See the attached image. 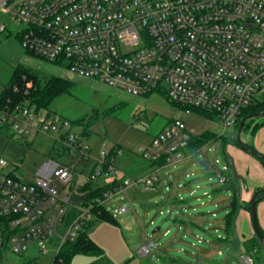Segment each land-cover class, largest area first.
Segmentation results:
<instances>
[{
  "label": "built area",
  "instance_id": "obj_1",
  "mask_svg": "<svg viewBox=\"0 0 264 264\" xmlns=\"http://www.w3.org/2000/svg\"><path fill=\"white\" fill-rule=\"evenodd\" d=\"M0 10L18 26L27 51L134 96L163 94L185 113L212 112L223 132L264 101V0H0ZM0 125L14 139L53 135L60 157L75 151L71 162L45 161L33 181L7 170L10 161L0 154V264H9L10 255L20 264H43L40 256L51 247L55 254L47 264L61 263L62 247L78 239L108 200L128 196L133 185L150 190L158 170L210 143L190 149L194 127L175 117L139 149L152 166L147 174L128 176L116 164L120 149L103 148L76 190L61 195L59 184L68 185L79 163L90 160L86 137L69 119L28 103H0ZM228 180L219 178L221 184ZM89 181L94 189L108 188L73 202L70 195L83 193ZM31 244L36 255H29ZM155 246L145 243L142 254ZM241 262L255 264L244 254Z\"/></svg>",
  "mask_w": 264,
  "mask_h": 264
},
{
  "label": "rangeland",
  "instance_id": "obj_2",
  "mask_svg": "<svg viewBox=\"0 0 264 264\" xmlns=\"http://www.w3.org/2000/svg\"><path fill=\"white\" fill-rule=\"evenodd\" d=\"M1 23L8 24L9 30H0V91L9 83L18 64L57 74L76 83L75 92L61 98L52 107V112L72 121L84 119V122L74 126V130L82 134L86 125L89 128L90 136L84 142L90 146V160L88 163H79L68 185L59 184L61 195L76 190V183L83 181L91 172L94 159L103 148L116 146L120 149L116 154V164L123 170L132 171L131 168L140 165L150 167V161L139 149L149 145L175 117L185 120L202 137L206 132L222 136V139H210V143L193 153L192 157L158 170L159 182L150 190L132 186L129 197L121 193L106 203V208L111 213H116L120 225L98 220L90 234L104 247L112 264H241L242 254L251 256L255 264H264V248L259 249L250 214L253 194L264 188V184H254L258 181L257 176L252 178L247 172L249 169L252 171V160L247 157H259L239 146L238 126H229L223 132L222 121L213 116L212 112L185 113L163 94L134 96L111 88L99 80L80 77L64 62H51L27 51L17 32L18 26L3 10H0ZM263 119L264 117L255 118L249 122V126L241 133L243 142H247L252 132L251 125ZM9 135L0 134V154L10 161L7 170H12L25 181H33L41 165L49 159L57 160L59 157L63 163L74 160L73 150L63 157L58 155L54 149L53 135L39 133L23 140L12 139ZM230 157L234 158L239 174L245 177L248 189L242 180L234 177L231 166L230 170L224 169L229 165ZM222 175L229 178L225 184L219 182ZM233 185L238 196V205L233 214V229L239 244L237 247L231 241L221 244L220 255L218 247L210 242L216 241L218 233L224 238L227 236L221 227L231 211L230 204L235 191ZM254 189L256 190L253 192ZM245 194L249 196L244 200ZM124 203L126 209L116 212ZM256 212L258 222L264 229V196L258 201ZM191 216L201 226L195 227L193 234L186 235L187 227L183 225V220L188 221ZM240 217L242 228L239 231ZM157 227L160 229L157 230ZM149 241L156 242V246L151 248L150 253L143 255L140 251ZM166 246L176 247L175 251L171 249V253L167 255L164 252ZM209 252H213V255H208ZM37 253L35 245L31 244L29 255ZM54 254L55 249L51 247L41 254L40 261L47 264L53 260ZM20 260L17 255H10L9 264H20ZM90 260L89 255L77 253L71 264H88Z\"/></svg>",
  "mask_w": 264,
  "mask_h": 264
},
{
  "label": "trees",
  "instance_id": "obj_3",
  "mask_svg": "<svg viewBox=\"0 0 264 264\" xmlns=\"http://www.w3.org/2000/svg\"><path fill=\"white\" fill-rule=\"evenodd\" d=\"M75 89H76V83L68 78L53 73H47L39 69L27 67L23 64H18L14 69L13 75L9 83L5 85L4 88L0 91V103L8 102V101L12 103H28L29 105H34L37 109H44L47 110L48 112H52V107L58 101H60L61 98L71 96L75 92ZM172 103L176 104L179 108H184L175 102ZM263 110H264V101L258 102L256 104L251 105L248 109L244 110L242 113V117H245L250 114L258 113ZM193 111L201 112L202 110L193 109ZM70 121L75 126L84 122V119H79L75 121L70 120ZM250 121H254V119L247 120L245 122L244 128L249 126ZM239 125L240 122L238 123V128ZM5 129L6 128L4 126L0 125V134L1 133L10 134L9 137L14 139L13 134L9 133ZM208 134H211L209 138L207 137ZM82 135L86 138H89L90 130L89 128H87V125L82 130ZM204 137H202V135L200 134L194 135L190 141L189 148L195 150L202 147V146L199 147V145H205L208 142H210L209 141L210 139L211 141L222 139L221 135L213 134L209 132H206ZM238 144L241 147L243 144L246 148L256 151L253 148V146H251L246 142L242 141V143H238ZM115 148L117 147L116 146L112 147V149ZM259 159L264 165V157H259ZM159 163L161 164L162 161H159ZM105 188L108 187H100L94 189L93 182L89 181L81 188V192L83 193L90 192V195L88 197L90 198L91 196L100 193ZM260 193L261 190L259 194ZM237 205H238V196H237V192L235 191L230 204L231 211L225 217L226 235H230L232 232L233 223H234L233 214ZM250 211H251V201H250ZM97 220H107L109 222L115 221V219L112 217V214L109 211H107L105 207H100L99 213L97 214V218L94 221L90 222V224L87 226V229L82 231L78 239L74 242L66 243L62 247L58 255V257L62 259V262L61 263L58 262L57 264H71L73 256L77 253H85L89 256L96 257L95 261L92 264H99L100 262L107 260L101 247L89 236V231L92 228V226L97 222ZM261 229L264 233V229L262 227ZM255 250H257V248H255Z\"/></svg>",
  "mask_w": 264,
  "mask_h": 264
},
{
  "label": "crops",
  "instance_id": "obj_4",
  "mask_svg": "<svg viewBox=\"0 0 264 264\" xmlns=\"http://www.w3.org/2000/svg\"><path fill=\"white\" fill-rule=\"evenodd\" d=\"M252 127V132L250 133V136H248L247 138V142L248 144H250L251 146H253V148L258 151L259 153H261L262 155H264V119L262 121H259V122H256L254 123L253 125H251ZM250 158V160H252V171L250 172V169L248 172L249 175H251L252 178H255V176H257V182H255L254 184L256 185H260V184H264V165L262 164V162L259 160V159H256L255 157H252V156H248L247 159ZM119 168L121 167L120 165H117ZM150 167L151 166V163H150ZM148 167V165H140V166H134L132 169V171L130 170H123L122 167L120 169H122L128 176L130 177H133V178H138V177H142L143 175L147 174L149 171H151L152 168ZM126 169H129V168H126ZM139 169V170H138ZM150 169V170H148ZM132 173H136L134 175L131 174ZM160 179V178H159ZM159 182V180L157 181V183ZM101 184H104V186H106V181L104 179H102L100 181V185ZM171 185V184H170ZM136 187V185H133ZM132 187V186H130ZM129 187V189H130ZM138 187V186H137ZM170 187V186H169ZM234 187V190L236 191V187L235 185H233ZM260 187V186H259ZM139 188V187H138ZM129 189H128V197H129ZM248 189V188H247ZM256 189L252 190L253 192L255 191ZM234 191V192H235ZM80 192V191H78ZM121 193L115 195L114 197H112L110 200H112L113 198H115L116 196L120 195ZM251 194V193H250ZM247 194L243 195V199L245 200L247 198ZM108 200V201H110ZM107 201V202H108ZM106 202V203H107ZM106 203L104 205L105 209L107 211H109L107 208H106ZM122 210H124L123 207H119L117 208L115 211L116 212H121ZM110 212V211H109ZM111 213V212H110ZM112 214V217L115 219L114 222H110L111 224L113 225H116V226H119L120 225V222L119 220L117 219V215L116 213H111ZM242 217V216H241ZM241 217L238 219V230L240 231V229L242 227H240V223H242L241 220ZM98 221V220H97ZM107 221V220H105ZM109 222V221H108ZM97 223V222H96ZM96 223L92 226V228L90 229V231L93 229V227L96 225ZM183 225H186V235L187 234H193L192 231H194L193 229H195V227H199L201 226L200 222H198L195 218H193V216L189 217V220L185 221L183 220ZM234 225V223H233ZM128 228L130 229L131 228V224L128 225ZM223 230H224V234L226 235V232H225V219L223 221V225L221 227ZM160 229V227H159ZM158 230V229H157ZM90 231H89V236L101 247V249L103 250L104 252V255L106 256L107 260L103 261V262H100L99 264H112L111 262V259L106 255V252H105V249L104 247L100 244V242L93 236L90 234ZM216 238V241H211L210 244L213 245L214 247H218V254L222 255L221 254V250H220V245L223 244L225 245L226 243H228V241H231L232 242V245L237 247L239 244L238 241H236L235 237H234V229L232 228V232L230 235H227L226 238H224V236L221 235V233H218V235L215 236ZM156 243V242H155ZM145 245V244H144ZM143 245V246H144ZM176 247H170V246H166V250L164 252L167 253V255H169L171 253V249L174 250ZM151 251V250H150ZM150 251L148 253H150ZM175 251V250H174ZM179 251V250H178ZM141 252V251H140ZM142 253V252H141ZM208 255H213V252H209L207 253ZM144 255V254H143ZM91 257V260L88 264H92L96 257H93V256H90ZM174 261L176 259H173ZM228 260V258H227ZM210 264H215V263H210ZM216 264H219V263H216Z\"/></svg>",
  "mask_w": 264,
  "mask_h": 264
},
{
  "label": "water",
  "instance_id": "obj_5",
  "mask_svg": "<svg viewBox=\"0 0 264 264\" xmlns=\"http://www.w3.org/2000/svg\"><path fill=\"white\" fill-rule=\"evenodd\" d=\"M260 117H264V110L261 111V112H258V113H254V114L247 115V116H245V117H243L241 119L240 125H239V128H238V132H237V141H238V143H242L241 133H242V131L244 129L245 122L247 120L255 119V118H260ZM242 147L244 149L248 150L249 152L257 155L258 157H264L258 151H254V150L248 149L243 144H242ZM229 163H230L231 170H232V173H233L234 177L236 179L242 180V182L244 183L245 187L247 188L246 179H245V177H243V176H241L239 174L238 169H237V166L235 164V161H234V158L233 157H230ZM260 190H261V193L259 194ZM260 190H256L254 192V194H253V197L251 199V211H250V214H251V221H252L253 229H254V232H255V236L259 240V249L261 250V249L264 248V233H263V231H262V229H261V227L259 225L256 210H257L258 200L261 197L264 196V188H261ZM89 195H90V192L73 193L72 195H70V199L73 202H76V203L80 204L82 202V200L85 197L89 196ZM157 229H159V227H157Z\"/></svg>",
  "mask_w": 264,
  "mask_h": 264
}]
</instances>
